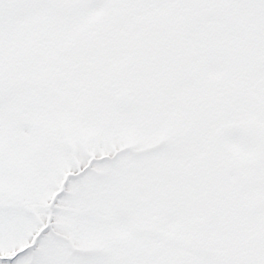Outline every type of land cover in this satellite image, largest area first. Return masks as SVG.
<instances>
[{
	"label": "snow or ice",
	"instance_id": "1",
	"mask_svg": "<svg viewBox=\"0 0 264 264\" xmlns=\"http://www.w3.org/2000/svg\"><path fill=\"white\" fill-rule=\"evenodd\" d=\"M0 264H264V0H0Z\"/></svg>",
	"mask_w": 264,
	"mask_h": 264
}]
</instances>
